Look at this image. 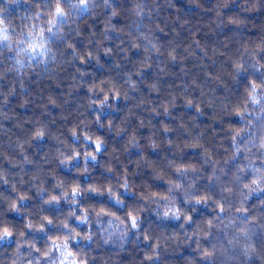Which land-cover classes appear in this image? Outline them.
Masks as SVG:
<instances>
[{
  "label": "clouds",
  "instance_id": "9594fccd",
  "mask_svg": "<svg viewBox=\"0 0 264 264\" xmlns=\"http://www.w3.org/2000/svg\"><path fill=\"white\" fill-rule=\"evenodd\" d=\"M0 264H264V0H0Z\"/></svg>",
  "mask_w": 264,
  "mask_h": 264
}]
</instances>
